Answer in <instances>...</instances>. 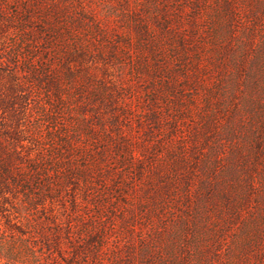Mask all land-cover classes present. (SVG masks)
I'll return each instance as SVG.
<instances>
[{"label":"rangeland","instance_id":"374dc122","mask_svg":"<svg viewBox=\"0 0 264 264\" xmlns=\"http://www.w3.org/2000/svg\"><path fill=\"white\" fill-rule=\"evenodd\" d=\"M47 1L55 2L59 6H67L72 16L79 9L78 4L84 5L98 18L111 13L110 16L113 15L111 20L125 32L127 29L124 28V22L133 18L134 10L137 15L148 16L150 10H153L154 2H157L156 0ZM160 1L163 0H158ZM147 4H150V9L146 7ZM9 12L10 10L8 14ZM213 16L215 13L209 9L202 14L199 22V27L208 36L215 31L211 21ZM9 18L10 22L17 20L13 15ZM64 30L67 29L62 26L59 31L61 35L57 39L59 43L57 47L53 46L55 55L51 56L50 75L59 82L62 89L60 102L62 104L58 105L62 108L61 116L66 130L72 135L86 136L92 133L98 141L96 147L104 149L107 162L114 164L118 157L114 154V142L118 141V132H122L127 139L138 144L140 138L144 139L145 112L150 108L147 105V98L151 95L147 91L150 88L151 77L149 72L145 71L147 73L144 79H138V73L144 71L137 67L141 63L139 59L136 63H132L107 55L109 45H101V39L96 35L90 22L80 25L73 35L64 33ZM15 31V28L0 29V137L6 142L18 144L14 133L23 130V134L19 137L24 139L22 141L25 147L22 152L24 154L33 150L31 140L34 137L44 139L46 142L49 140V133L54 129V124L49 121L52 114L50 104L54 99L49 100L45 92L48 89L47 78L41 86H31L27 74L15 75L6 63L7 60L12 61L7 45L8 38ZM129 33L136 39L133 31L129 30ZM78 37H81L79 39L81 41L94 42L92 47L94 53H90L85 59L66 62L60 44H64L68 54V51H75L80 47L72 43L78 41ZM118 39L123 41L124 37ZM226 42V52L220 59L223 71L217 72L213 69L212 55L205 59L207 68L203 70L204 75L200 74L202 87L192 85L190 89L186 88L183 99L188 107L191 103L194 104L191 97L197 98L199 103L204 102L209 91L216 92L217 89L219 92L216 93L223 97L218 112L219 134L224 138V130L228 128L226 126H231L235 128L236 135L232 142L225 140L223 154L219 156L221 164L219 177L226 176L224 172L227 168L224 161L231 154L232 148H235L239 154L236 166L239 174L229 182L213 183V185L219 184L224 192H228L230 195L228 204L216 201L215 207L210 203L203 205L202 208L194 199L187 204L182 196V183L179 182L168 204L174 213L168 212V209L164 211L165 229H162L160 235L155 233L158 237L151 241L150 224L141 218L139 212L148 207L140 203L146 199L141 186L135 193L129 192L134 198L128 203L133 204L135 212L132 220L134 227L130 229L129 234L121 231L117 223L118 219L114 218L110 222L114 227L109 226L112 229L108 231L107 238L102 243L99 240L91 243L90 237L87 238L90 224L98 227L102 223L99 224L98 220L94 219L96 209L92 203L99 190L98 183L97 186L93 185L96 182L95 178L80 179L77 185L68 184L58 197L52 200L46 199L43 205L37 202L33 208L27 209L24 216L20 215V206L24 204L23 196L8 195L6 200L0 198V264H92L90 251L101 245L100 258L103 260L98 264H141V252L146 246H151L153 255L142 264H264V21L254 23L246 21L243 15L238 16L232 36ZM207 43L202 52L214 54L212 48L214 43L210 39ZM163 47L165 53L169 54V48L164 45ZM80 48L88 50L89 46L81 45ZM122 48L120 47V50ZM101 50L104 56L97 55ZM135 56L140 58V53L132 57ZM171 58L170 56L168 63L175 72V80L180 86L184 71L180 61ZM237 59L241 61L239 72L235 71L234 66V60ZM66 67H69L70 72ZM233 80H237V90L235 98L229 102L226 92ZM19 81L23 83L21 89L17 88ZM49 89L53 90L50 86ZM216 97L219 98L218 95ZM27 102L30 104L28 105ZM189 108L187 115H190L196 124L197 111L193 107ZM206 111L209 112V109L206 108ZM90 123L94 124L93 131L87 127ZM213 142L211 137L210 147L213 146ZM78 163L80 162H76ZM116 167L119 168L105 169H112L115 172L128 170L130 174L128 178H133L135 184L144 181L147 185V176L143 175L138 179L135 175H131L136 168H120L117 164ZM193 168L191 162V168H185L184 174L189 170L193 171ZM125 175L123 179L127 178ZM112 177L108 174L104 178L101 190L111 188ZM198 178V176L191 177L190 190L195 196L200 193ZM85 183L91 185L86 187ZM122 190L126 192L124 187ZM112 194L114 196L117 193L113 191ZM112 199L115 200L116 197ZM185 214L188 217L187 228L185 231H180L177 228ZM118 216L121 217V214ZM154 224L157 231L163 228L157 220H154Z\"/></svg>","mask_w":264,"mask_h":264},{"label":"trees","instance_id":"16d2710c","mask_svg":"<svg viewBox=\"0 0 264 264\" xmlns=\"http://www.w3.org/2000/svg\"><path fill=\"white\" fill-rule=\"evenodd\" d=\"M156 1L148 16L137 15L134 10L133 18L124 22V28L127 29L125 32L111 20L113 16H110L111 13L98 18L82 4H78L79 9L72 16L67 6H59L52 1L0 0V29L7 27L16 30L8 38L7 49L12 61L7 60L6 63L15 75L27 74L31 86H41L47 78L48 89L45 92L49 100L54 99L50 104L52 114L49 118L54 124V129L49 133L50 138L47 142L34 137L31 140L33 150L22 154L25 149L22 144L24 139L19 136L23 134V130L14 133L18 144L6 142L0 137V198L6 200L8 195L16 197L21 194L24 200V204L20 206L21 216L26 215L27 209L33 208L37 202L43 205L46 199L52 200L58 197L68 184L77 185L80 179L90 177L95 178L96 182L93 185L97 186V183L99 185L96 199L92 203L96 209L94 219L98 220L99 224L102 222L98 227L90 224L87 238L90 237L91 243L97 240L102 243L107 238L108 231L112 229L109 226L114 227L113 223H110L114 218L118 219L117 223L121 231L129 234L130 229L134 227L132 220L135 216L133 204L128 203L134 198L129 192L135 193L141 186L146 199L140 203L148 207L139 212L141 218L150 224L151 241H154L157 234L160 235L162 229H165L164 211L168 209V212L174 213L168 204L179 182L182 183V196L187 204L192 199L202 208L203 205L210 203L215 207L216 201L228 204L230 198L228 192H224L219 184L213 185V183L229 182L239 174L236 170L239 154L235 148H232L231 154L224 161L227 168L224 172L226 176L219 177L221 172L219 156L223 154L225 142H232L236 135L235 128L231 126H226L228 128L224 130V138L219 134L218 112L223 97L216 93L219 92L218 89L216 92L209 91V99L207 97L204 102L199 103L197 98L191 97L194 104L191 103V106L187 107L183 93L192 85L202 87L200 74L204 75L203 70L207 68L204 61L211 55L214 60L213 69L217 72L223 71L220 59L226 52V40L232 36L237 17L243 15L246 21L254 23L264 21V0H167L165 3L164 0ZM146 7L151 8L150 4ZM209 9L215 13L211 20L215 31L208 36L199 27V22L202 14ZM8 10H10L9 14ZM11 15L17 17L16 22L8 20ZM87 22H90L96 35L100 37L101 45H109L107 55L132 63H136L139 59L141 63L137 67L144 71L138 73V79H144L147 73L145 71H148L151 77L150 88L147 91L151 95L147 98V105L150 108L145 112L144 139L140 138L138 144L127 139L122 132H118V141L114 142V154L118 157L114 164L107 162L104 149L96 147L98 141L92 133L86 136L72 135L66 130L61 116L62 108L58 105L62 104L60 103L62 89L59 82L50 75L51 56L55 55L53 46L59 43L57 39L61 35L59 31L62 26L67 29L64 33L73 35L80 25ZM129 30L135 33L136 39ZM68 36L70 39V35ZM118 37H124V40L121 41ZM80 38L72 43L77 47L89 46L88 50L78 47L76 52L68 51L67 54L64 44H60L66 62L85 59L90 53H94L92 49L94 42L81 41ZM209 39L214 43V45L209 43L214 48V54L202 52L204 45H208ZM163 45L169 48V54L165 53ZM120 47L123 48L120 50ZM137 53H140V58L132 57ZM97 55L104 56L103 50ZM170 56L173 60H179L182 65L184 73L180 86L175 80V72L168 63ZM240 62V59L234 60L236 72H239ZM66 70L70 72L69 67H66ZM22 86L23 83L17 82V88L21 89ZM49 86L53 90L49 89ZM236 90L237 80H233L226 92L229 102L235 98ZM217 95L220 99L216 97ZM27 104L29 105L30 102ZM189 107L197 111L196 124L190 115H187ZM87 127L93 131L94 124L90 123ZM211 137L214 142L210 147ZM49 141L51 143H48ZM76 162L80 163L76 164ZM191 162L194 165L193 171L189 170L184 174L185 168H191ZM116 164L120 168H136L131 175H135L138 179L143 175L147 176V185L144 181L135 184L133 178H128L130 175L128 170L115 172L112 169H105L119 168ZM108 174L113 176L111 188L101 190L102 182ZM124 174L127 176L125 179H123ZM192 176L199 177L200 193L196 196L190 190ZM87 185L85 183L86 187ZM123 187L126 192L122 190ZM113 191L117 193L114 196H112ZM113 197H116L117 201L113 200ZM120 214L121 217L118 216ZM185 216L186 214L177 228L180 231H185L187 228L188 217ZM90 220L92 221V217ZM154 220H157L163 228L157 231ZM100 247L90 251L92 264H98L103 260L100 258L102 250ZM150 247L146 246V249L142 250L141 264L151 259L153 253Z\"/></svg>","mask_w":264,"mask_h":264}]
</instances>
